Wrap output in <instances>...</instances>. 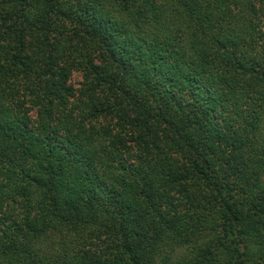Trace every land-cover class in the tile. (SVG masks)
Returning a JSON list of instances; mask_svg holds the SVG:
<instances>
[{"label":"trees","instance_id":"obj_1","mask_svg":"<svg viewBox=\"0 0 264 264\" xmlns=\"http://www.w3.org/2000/svg\"><path fill=\"white\" fill-rule=\"evenodd\" d=\"M0 264H264V0H0Z\"/></svg>","mask_w":264,"mask_h":264},{"label":"rangeland","instance_id":"obj_2","mask_svg":"<svg viewBox=\"0 0 264 264\" xmlns=\"http://www.w3.org/2000/svg\"><path fill=\"white\" fill-rule=\"evenodd\" d=\"M79 76L76 73H73L72 76L70 77V82L73 84L75 87H79Z\"/></svg>","mask_w":264,"mask_h":264}]
</instances>
